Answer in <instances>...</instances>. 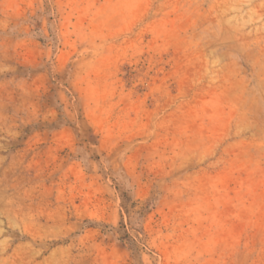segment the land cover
Masks as SVG:
<instances>
[{
	"label": "rangeland",
	"instance_id": "374dc122",
	"mask_svg": "<svg viewBox=\"0 0 264 264\" xmlns=\"http://www.w3.org/2000/svg\"><path fill=\"white\" fill-rule=\"evenodd\" d=\"M0 264H264V0H0Z\"/></svg>",
	"mask_w": 264,
	"mask_h": 264
}]
</instances>
